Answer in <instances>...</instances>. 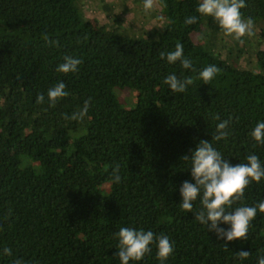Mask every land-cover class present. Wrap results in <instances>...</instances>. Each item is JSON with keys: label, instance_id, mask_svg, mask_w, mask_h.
Masks as SVG:
<instances>
[{"label": "trees", "instance_id": "trees-1", "mask_svg": "<svg viewBox=\"0 0 264 264\" xmlns=\"http://www.w3.org/2000/svg\"><path fill=\"white\" fill-rule=\"evenodd\" d=\"M77 1L0 0V264H120L114 234L121 227L168 236L174 252L163 264H257L264 212L257 211L247 240L225 247L195 220L199 198L192 213L181 209L179 189L194 183L191 162L181 157L201 140L232 165L250 154L264 165V144L250 135L264 122V0H245L241 9L254 34L237 41L255 38L254 68L236 67L192 39L224 33L197 12L200 0H157L161 24L141 36L121 31L119 14L95 25ZM190 16L197 22L186 24ZM177 43L195 71L160 58ZM65 56L82 60L77 72L56 70ZM209 65L220 72L204 84L199 72ZM171 74L193 83L172 93L163 83ZM60 82L69 94L51 106L48 90ZM115 88L134 90L132 107L122 106ZM85 101L84 118L69 119ZM229 119L228 137L215 140L217 124ZM261 201L264 179L251 182L231 210ZM150 247L129 264H162L156 244ZM241 250L250 255L240 259Z\"/></svg>", "mask_w": 264, "mask_h": 264}, {"label": "clouds", "instance_id": "clouds-1", "mask_svg": "<svg viewBox=\"0 0 264 264\" xmlns=\"http://www.w3.org/2000/svg\"><path fill=\"white\" fill-rule=\"evenodd\" d=\"M154 6V0H144V9L148 11ZM246 7L245 0H200L197 12L203 16H211L217 22L225 35L232 36L234 39H240L246 35H253V20L243 18L241 9ZM197 22L196 16H190L185 20L186 24ZM48 40V37H44ZM52 44H58L52 41ZM169 64L180 62L184 69H195L192 67V61L183 55V45L177 43L175 50L160 53V58L165 59ZM81 59L70 56L64 57V62L57 67L60 73H74L78 71ZM220 69L215 65H209L199 72V79L204 84H209ZM163 83L168 86L172 93H183L186 88L193 83L191 78L180 79L176 75H168ZM63 82L58 83L48 90L47 97L49 104L54 106L60 99L68 96ZM44 95L37 97L38 103L44 102ZM88 101H85L83 109L74 113L69 119H83L87 114ZM214 119L219 120L218 116ZM229 120H223L216 126V135L214 139L219 141L226 139L229 135ZM255 142L264 144V122H257L255 128L250 133ZM185 161L191 162L190 170L193 182L184 181L180 186V196L182 202L180 207L186 212L193 211V202L200 199L201 210L195 213V220L203 225L207 231L213 232L217 239L227 242L233 240L245 241L248 239V232L251 221L255 219L257 211L264 212V201L255 206H240L232 209L237 201L244 196L246 187L251 182L259 183L264 179V165L261 164L258 156L250 154L246 157V163L232 165L228 159H225L217 151L212 143L207 140H201L190 155L181 157ZM119 166L113 168V183L120 182ZM229 225L227 229L219 225ZM119 240V251L116 255L119 257L120 264H129L130 261H141L146 254L151 252V245L156 244V256L162 264L174 252V245L166 235L156 236L152 231L143 229H133L121 227L118 233L114 234ZM4 255H11V249L5 248ZM240 259H246L250 253L248 251H239L236 254ZM12 264H23L21 260H14ZM257 264H264V256L258 258Z\"/></svg>", "mask_w": 264, "mask_h": 264}, {"label": "rangeland", "instance_id": "rangeland-1", "mask_svg": "<svg viewBox=\"0 0 264 264\" xmlns=\"http://www.w3.org/2000/svg\"><path fill=\"white\" fill-rule=\"evenodd\" d=\"M77 5L80 14L93 20L95 25L106 24L110 17L119 14L122 18L120 30H126L135 36H141L143 31L148 32L153 27H158L162 20L157 0H154L153 8L148 11H145L143 7L144 0H78ZM204 33L206 32L193 33L192 39L197 42L204 41L211 49L220 51L221 56H226L227 61L236 67L254 68V64L252 65L253 62L250 63V60H252L256 48L255 38L249 39L247 42H241L243 40L240 39L241 41L238 42L237 39L225 35V33L217 35ZM260 46L264 49V44ZM236 49H240V51L235 52ZM114 93L123 107L130 108L134 104V90L115 88Z\"/></svg>", "mask_w": 264, "mask_h": 264}]
</instances>
